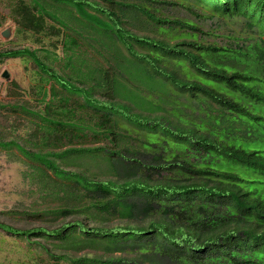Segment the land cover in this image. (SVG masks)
Instances as JSON below:
<instances>
[{
    "label": "trees",
    "instance_id": "obj_1",
    "mask_svg": "<svg viewBox=\"0 0 264 264\" xmlns=\"http://www.w3.org/2000/svg\"><path fill=\"white\" fill-rule=\"evenodd\" d=\"M8 2L37 46L2 51L0 64L31 61L40 80L11 81L16 102L0 103L34 149L1 131L0 148L30 161L31 193L62 206L25 212L59 226L0 230L50 264H264V0ZM232 21L244 35L218 34ZM87 140L106 144L56 151Z\"/></svg>",
    "mask_w": 264,
    "mask_h": 264
},
{
    "label": "rangeland",
    "instance_id": "obj_2",
    "mask_svg": "<svg viewBox=\"0 0 264 264\" xmlns=\"http://www.w3.org/2000/svg\"><path fill=\"white\" fill-rule=\"evenodd\" d=\"M28 1L31 2L32 0ZM7 2L8 0L3 1L0 4L1 18H6L3 28H0V52L21 47L35 48L37 46V44L35 43V39L33 37L28 36V38H25V36L23 37L22 35H19L15 30L13 22L6 17V14L8 13L7 9L5 8ZM170 8L174 9L173 7ZM176 9L177 8H175L171 12H175V14L177 13L181 17H190L184 12V10ZM204 26V28L208 30L209 24H205ZM246 29V25L242 21H232L230 24L227 22V24L223 26V29L219 31L218 34L227 35L234 31L237 35H239V33L243 34ZM7 30H11V36L9 39L3 38V32ZM217 40L220 42L222 41L221 38H218ZM60 56L62 57V53H60ZM56 67H58V65ZM6 71L11 76L9 80L4 79L2 76ZM38 72V68H36V66L31 61L20 58L6 60L3 64H0V103L13 104L16 102L17 97L12 95L14 94V91H12V87L10 85L11 81H16L22 87L29 88L30 86L37 84L40 80ZM20 97L23 96L21 95ZM27 99L31 100V97H27ZM12 123L18 124L17 121L13 119H7L6 117H1L0 115V131L3 133L4 139H16L23 145H27L29 148L34 149L25 140L27 136H24L23 131H20V133L18 134H15L14 132L11 133L9 125H11ZM18 125L21 126L20 121ZM12 134H15V136H13ZM105 144L106 143L103 142L95 143L94 140H87L85 144L78 143L74 146H66L56 151L58 152L72 147L96 148ZM28 165H31L30 161L23 157V155L20 154L16 149L4 150L0 148V220L20 229H30L38 226H59L61 222H55L51 220L36 221V219L29 217L25 213L33 211H50L62 206L58 201H52L49 198L39 199L40 197L38 195L30 192V187L24 179L25 170L30 171ZM78 168L79 167H72L71 170H80ZM91 170L100 179L105 180L108 178V175H106L105 171L101 170L98 167L93 166L91 167ZM77 205H79L80 207L84 206V204L80 203H78ZM74 216L79 218L86 215L79 212L74 214ZM124 222L127 221L120 219H108L104 221L96 218L91 221V225L112 227L121 225ZM55 251L58 254H68L71 257L75 258L84 256H99L105 259L111 257H127L130 259L133 258L132 255L120 253L107 255L104 252L91 249L83 251H64L55 248ZM0 264H50V258L41 248L34 249L30 247L25 239L10 237L0 230Z\"/></svg>",
    "mask_w": 264,
    "mask_h": 264
},
{
    "label": "water",
    "instance_id": "obj_3",
    "mask_svg": "<svg viewBox=\"0 0 264 264\" xmlns=\"http://www.w3.org/2000/svg\"><path fill=\"white\" fill-rule=\"evenodd\" d=\"M11 36V30H7V31H4L3 32V38L5 39H9ZM3 78L6 79V80H9L10 79V74L6 71L3 75Z\"/></svg>",
    "mask_w": 264,
    "mask_h": 264
}]
</instances>
